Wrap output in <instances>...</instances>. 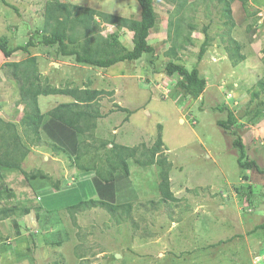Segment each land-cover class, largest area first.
<instances>
[{
    "label": "rangeland",
    "instance_id": "rangeland-1",
    "mask_svg": "<svg viewBox=\"0 0 264 264\" xmlns=\"http://www.w3.org/2000/svg\"><path fill=\"white\" fill-rule=\"evenodd\" d=\"M5 1L18 10L0 0V37L7 38L8 47L24 45L35 30L40 38L47 0ZM61 1L139 18L136 0ZM184 1L153 0L156 20L148 40L154 54L143 56L138 64L133 62L135 65L120 62L107 73L78 66L68 58H61L57 66L53 63L57 47L30 51L41 74L51 76L55 86L106 92L98 97L103 114L116 109L113 104L127 110L107 114L110 119H98L94 141L48 120L43 121L47 123L40 128L41 141L36 148L34 134L23 132L19 86L4 66L28 55L16 51L5 58L0 52V117L15 125L14 130L29 148L20 169L40 170L50 178L31 182L37 191L34 193L19 183L20 170H4L5 183L17 182L8 185L14 194L10 197L0 186V209L16 212L0 221V264H264V231L256 227L264 223V176L255 169L238 167L234 136L217 124L225 121L228 109L234 118L231 130L243 140L247 158L264 169V90L260 87L264 81V0ZM225 2H229L228 15ZM177 21L182 32L178 37ZM96 22L103 33L116 30L121 44H130L127 30L98 17ZM205 33L210 45L197 62ZM228 33L240 44L245 57L235 65L225 53ZM172 41L177 54L174 59L165 55ZM170 61L188 71L197 68L205 80L197 99L184 94L180 76L165 73ZM54 69L64 72L55 74ZM115 73V79L121 73L128 75L112 84L110 74ZM255 92L257 97H253ZM39 100L47 107L51 98ZM158 135L162 147L154 160H161L162 166L141 167L129 159L130 175L117 171L108 184L100 182L93 172L78 168V163L102 168L105 150L101 143L106 149L112 142L135 147L139 157ZM55 141L62 144L65 154L46 146ZM78 144H88L89 149L75 160ZM162 169L168 171L173 199L161 197ZM90 198L131 204V210L118 209L111 215L95 207L78 212L73 220L67 207ZM24 208L30 211L21 215Z\"/></svg>",
    "mask_w": 264,
    "mask_h": 264
},
{
    "label": "trees",
    "instance_id": "trees-1",
    "mask_svg": "<svg viewBox=\"0 0 264 264\" xmlns=\"http://www.w3.org/2000/svg\"><path fill=\"white\" fill-rule=\"evenodd\" d=\"M1 1L5 6L18 12L17 8L7 3L5 0ZM136 2L139 6V18L129 19L127 17L96 11L95 9L77 4H69L61 0H47L44 5L43 32L40 38L35 36V32L37 31L35 30L28 34L29 38L24 45L9 48L7 38L0 37V52L5 58H9L16 51H22L28 55L21 61L9 62L4 66H6V71L10 72L9 78L13 79L19 86V102L24 105L23 116L20 118L23 125V132L26 134L31 131L32 134H34V136L32 135L34 137L32 140H34L33 144L36 145V148H39L38 144L41 141V135L39 133L40 128L43 127L48 120L53 121L52 123H61L77 136H84L90 141H94L97 139V136L93 133L97 120L108 116L107 114L109 113L105 112L103 114L101 112L98 97L105 93L102 90H96L94 88L77 89L68 86L57 88L50 85L48 79L40 73L36 56L30 54V51L37 48L41 50L43 48L48 49L57 47L55 51L56 58L59 56L68 57L76 64H84L95 68L107 69L120 62H128L129 65H132L134 64L133 62L139 61L143 56L154 54V48L148 40L150 31L154 27L156 20L153 0H136ZM228 4L229 2H225L226 15L229 13ZM97 17L107 24L116 25L119 29H125L131 33L130 44L128 46L121 44L116 30H109L103 33V30L97 25ZM175 27L176 37H178L180 33L182 34L179 21L176 22ZM227 35L228 41L225 46V53L228 54L232 64L235 65L239 61L244 60L245 57L240 53V44L231 38L229 33ZM209 45L210 37L205 33L204 41L198 51L197 62L203 58ZM165 55L171 59L176 57L177 54L173 41ZM165 73L168 76L174 74L180 76L182 82L179 86L182 88L184 94L192 99H197L205 88V80L199 76L196 67L188 71L183 66L170 61L165 65ZM260 87L264 90V81L260 82ZM53 95H64L70 97L71 100L60 102L56 98H53L47 104L49 106L48 108L45 107L46 105H44L42 100H39L41 97ZM257 96L258 92H255L253 97ZM114 105H116L117 108L112 110V112H127L126 109L119 107L117 104ZM225 111V121H219L217 124L234 136L232 146L239 151V156L237 158L238 167L245 171L255 169L264 176V169H260L257 162L247 158L243 140L237 136L236 132L231 130L234 120L233 115L228 109ZM14 129L15 125L13 123H6L0 117V146L3 147L2 149L0 147V186L3 188V190L0 191L6 193L8 197L14 195L8 185L11 184V182L17 181H8L5 183L3 180V172L5 169L20 170L18 178L21 180L18 179L19 183L32 188L34 193L36 189L31 185V182L38 178L48 179V176L40 170L37 172H25L20 169V162L27 155L29 148L22 141L21 135ZM101 144V148L105 150L101 154L102 157L104 156V160H101L104 162L102 168L97 167L96 164L85 166L84 164L78 163L77 165L82 171L93 172L102 183H112L113 175L117 171H120L125 177H128L130 175L129 159H133V161L141 167H148L155 163L160 166L163 165L161 160H154L155 155L162 147L161 135L157 136L151 148H145L144 151H141L139 157L137 156L138 150L135 147L112 142V147L106 149L105 143ZM60 145L62 144L56 141L46 143L50 151L57 154H65V150L60 147ZM87 145L88 144H78L75 148V160L80 159L82 151L87 152L86 149H89ZM96 150H98V148H96ZM95 156L98 157L99 155ZM141 157H143V159ZM144 157L148 158L145 159ZM5 162L6 164H4ZM244 177L246 178V176ZM54 188L58 189V186L54 184ZM248 188L249 190L252 189L251 187ZM159 190L162 198L173 199L170 193L168 171L165 169L161 171ZM237 191L240 192V190ZM249 193L250 201L252 192ZM95 207L102 208L111 215H114L115 211L118 209H124L126 213H129L131 210V204L115 205L104 200V198H90L68 206L67 211L71 218L75 220L74 215L78 212ZM21 211V215H24L28 214L30 209L24 208ZM15 212L16 210L12 208L0 209V221L9 218L11 213L15 215ZM256 227L264 231V223ZM77 257L82 259V256ZM54 264L58 263L54 262Z\"/></svg>",
    "mask_w": 264,
    "mask_h": 264
},
{
    "label": "crops",
    "instance_id": "crops-1",
    "mask_svg": "<svg viewBox=\"0 0 264 264\" xmlns=\"http://www.w3.org/2000/svg\"><path fill=\"white\" fill-rule=\"evenodd\" d=\"M61 58H68V57H55V60L54 61H56V62H53V63H55L57 66L58 65H60L61 64V62H60V60H61ZM68 59H70L71 61H73L71 58H68ZM74 62V61H73ZM138 62L139 61H137V62H135V63H137L138 64ZM75 63V62H74ZM76 64V63H75ZM78 65V64H77ZM132 65H135V64H132ZM79 66V65H78ZM87 66V65H86ZM91 68H95V67H92V66H90ZM72 68V67H71ZM76 68V67H75ZM98 69H101L103 72H107V73H109V68H107V69H104V68H98ZM39 70H40V67H39ZM54 71V73L56 72H58V73H61V71L62 72H64L63 71V69L62 70H56V69H54L53 70ZM41 73V72H40ZM55 73V74H56ZM117 73H115V74H110V77H111V83L112 84H114V82H121L122 80H124L125 79V76L126 75H128L127 73L125 74V73H121L120 75V77L119 78H117V79H115L116 77L114 76V75H116ZM47 79H49L48 81H49V83H50V85H52L53 87H57V88H60V87H58V86H55V84H53L52 83V81H51V76H48V78ZM67 85V84H66ZM122 86V85H121ZM75 87H78L79 89H86V88H89V87H86V88H81V87H79V86H75ZM123 87V86H122ZM63 88V87H62ZM123 89H124V87H123ZM97 90V89H96ZM107 91V90H106ZM106 93V92H105ZM113 92H111V94H112ZM110 94V93H109ZM51 98V99H53V98H56L58 101H60V102H67V101H70L71 99H70V97H67V96H64V95H53V96H47V97H41V99L42 98ZM101 97V96H100ZM45 100V99H44ZM43 101V100H42ZM51 101V100H50ZM43 103H44V105H46L45 104V101H43ZM99 103H100V100H99ZM114 105V104H113ZM49 106H47V108H48ZM120 107V106H119ZM121 108H123V107H121ZM115 109V108H114ZM113 109V110H114ZM116 112V111H115ZM112 113H114V112H111V113H109V115L110 114H112ZM105 118H108V119H110V116H107V117H105ZM58 167H59V165H58ZM48 179H50L49 177H48ZM59 189V188H58ZM57 190V189H56ZM61 191H63V190H60V192Z\"/></svg>",
    "mask_w": 264,
    "mask_h": 264
},
{
    "label": "bare ground",
    "instance_id": "bare-ground-1",
    "mask_svg": "<svg viewBox=\"0 0 264 264\" xmlns=\"http://www.w3.org/2000/svg\"><path fill=\"white\" fill-rule=\"evenodd\" d=\"M6 158V157H5ZM14 159V158H13ZM19 161V160H18ZM4 164H6V162L4 163ZM4 166V165H3ZM6 166V165H5ZM14 166V165H13ZM16 166V165H15ZM18 166V165H17Z\"/></svg>",
    "mask_w": 264,
    "mask_h": 264
}]
</instances>
